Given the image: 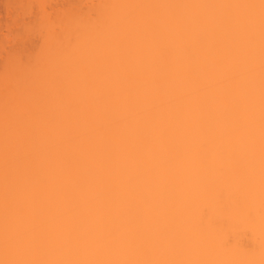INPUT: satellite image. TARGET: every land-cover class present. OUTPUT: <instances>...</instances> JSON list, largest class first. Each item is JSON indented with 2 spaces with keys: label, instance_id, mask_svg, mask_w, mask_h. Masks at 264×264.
Returning <instances> with one entry per match:
<instances>
[{
  "label": "bare ground",
  "instance_id": "obj_1",
  "mask_svg": "<svg viewBox=\"0 0 264 264\" xmlns=\"http://www.w3.org/2000/svg\"><path fill=\"white\" fill-rule=\"evenodd\" d=\"M59 28L0 73V264H264V0Z\"/></svg>",
  "mask_w": 264,
  "mask_h": 264
},
{
  "label": "rangeland",
  "instance_id": "obj_2",
  "mask_svg": "<svg viewBox=\"0 0 264 264\" xmlns=\"http://www.w3.org/2000/svg\"><path fill=\"white\" fill-rule=\"evenodd\" d=\"M98 1L0 0V73L10 53L17 49L25 53L28 48L42 46L48 28L60 31L66 14L86 12Z\"/></svg>",
  "mask_w": 264,
  "mask_h": 264
}]
</instances>
